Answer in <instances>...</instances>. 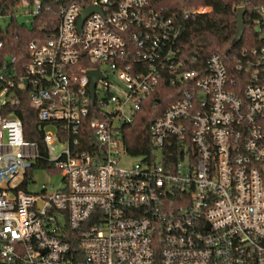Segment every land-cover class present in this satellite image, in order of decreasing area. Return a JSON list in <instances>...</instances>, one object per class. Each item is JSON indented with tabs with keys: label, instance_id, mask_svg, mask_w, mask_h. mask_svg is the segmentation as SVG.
<instances>
[{
	"label": "built area",
	"instance_id": "obj_1",
	"mask_svg": "<svg viewBox=\"0 0 264 264\" xmlns=\"http://www.w3.org/2000/svg\"><path fill=\"white\" fill-rule=\"evenodd\" d=\"M49 1L50 36L26 60L4 52ZM240 7L258 44L183 69L176 16L149 0H0V263L264 264V0ZM161 80L178 99L131 133ZM25 92L40 140L13 114ZM52 169L60 182L32 190Z\"/></svg>",
	"mask_w": 264,
	"mask_h": 264
},
{
	"label": "trees",
	"instance_id": "obj_2",
	"mask_svg": "<svg viewBox=\"0 0 264 264\" xmlns=\"http://www.w3.org/2000/svg\"><path fill=\"white\" fill-rule=\"evenodd\" d=\"M49 2L52 8L50 11L43 12L38 18L41 20L40 25L35 22L31 27L16 23L10 26L4 52L26 60L28 42L35 37L44 39L50 36L54 25L58 22V17L56 15L57 3ZM149 2L151 6L161 10L164 15L175 14L176 21L180 25L177 49L179 60L183 62V69L204 68L213 53H218L225 59L237 54L243 48L258 44V37L251 25L249 11L244 18L245 31L242 38L237 42L234 40L236 8L243 4L250 6L253 0H149ZM43 3L45 4L46 1ZM200 6L208 7L209 10L187 19L181 16L183 9ZM178 91L176 86L170 85L166 80H161L149 97L140 113L141 118L131 133L140 132L143 128H147L153 120L159 118L178 99ZM20 96V102L14 106L13 114L22 120L25 138L40 140L42 122L38 110L30 106L26 92ZM146 150H150V146H140L141 153ZM38 166L47 167L44 162L39 163ZM52 171L56 172L54 169ZM27 179L17 188L28 191L30 188L26 185ZM68 234L73 250L77 251V240L72 238L75 236L74 233L69 231Z\"/></svg>",
	"mask_w": 264,
	"mask_h": 264
},
{
	"label": "water",
	"instance_id": "obj_3",
	"mask_svg": "<svg viewBox=\"0 0 264 264\" xmlns=\"http://www.w3.org/2000/svg\"><path fill=\"white\" fill-rule=\"evenodd\" d=\"M94 11H98L100 12L101 10L99 8H96L94 6H89V7H86L84 8L82 11H81V15H80V18H79V21H78V26H79V29L81 27V24L83 22V20L92 12ZM246 12V8L245 7H240L236 10V14H235V21H236V34H235V37H234V40L235 42L239 41L242 36H243V33L245 31V23H244V14ZM88 75L92 81V85H91V89L93 90V87L97 81V79L100 77V74L97 72V71H89L88 72Z\"/></svg>",
	"mask_w": 264,
	"mask_h": 264
},
{
	"label": "rangeland",
	"instance_id": "obj_4",
	"mask_svg": "<svg viewBox=\"0 0 264 264\" xmlns=\"http://www.w3.org/2000/svg\"><path fill=\"white\" fill-rule=\"evenodd\" d=\"M47 131H53V128H47L46 129ZM134 159L133 158H130V157H125L124 160L122 161L123 163H130V162H133ZM51 177L50 176H47L45 173L43 172H37L35 175H34V180H35V183L34 184H31V189L34 190V189H39L40 186L43 184V183H46V182H52V183H59L60 182V177L58 175L57 172H51ZM19 180H17L16 182H14L13 185L17 184Z\"/></svg>",
	"mask_w": 264,
	"mask_h": 264
}]
</instances>
